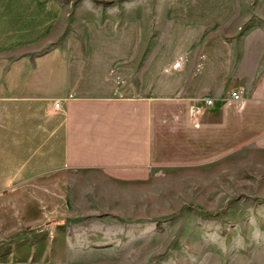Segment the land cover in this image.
I'll list each match as a JSON object with an SVG mask.
<instances>
[{
	"label": "rangeland",
	"instance_id": "obj_1",
	"mask_svg": "<svg viewBox=\"0 0 264 264\" xmlns=\"http://www.w3.org/2000/svg\"><path fill=\"white\" fill-rule=\"evenodd\" d=\"M208 16L250 33L264 0H0V102L12 75L53 73L56 50L145 69L174 27ZM0 264H264V149L145 182L69 170L19 180L0 189Z\"/></svg>",
	"mask_w": 264,
	"mask_h": 264
},
{
	"label": "crops",
	"instance_id": "obj_2",
	"mask_svg": "<svg viewBox=\"0 0 264 264\" xmlns=\"http://www.w3.org/2000/svg\"><path fill=\"white\" fill-rule=\"evenodd\" d=\"M221 20L174 27L145 69L68 46L53 73L16 70L0 102V189L61 170L145 182L264 149V27L236 34ZM234 91L244 99L230 101Z\"/></svg>",
	"mask_w": 264,
	"mask_h": 264
},
{
	"label": "built area",
	"instance_id": "obj_3",
	"mask_svg": "<svg viewBox=\"0 0 264 264\" xmlns=\"http://www.w3.org/2000/svg\"><path fill=\"white\" fill-rule=\"evenodd\" d=\"M244 99V92L243 91H234L231 93L230 95V101L232 102H240ZM204 103L207 106H212L214 104L213 100H205ZM61 105L60 104H56L55 105V109H60ZM193 113L198 114L199 113V109L196 107L195 110L193 111Z\"/></svg>",
	"mask_w": 264,
	"mask_h": 264
}]
</instances>
